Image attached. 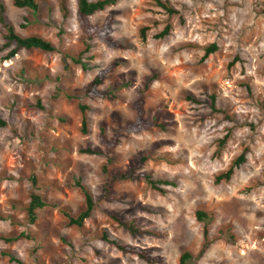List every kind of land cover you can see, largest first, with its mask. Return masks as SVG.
Wrapping results in <instances>:
<instances>
[{
    "label": "rangeland",
    "instance_id": "rangeland-1",
    "mask_svg": "<svg viewBox=\"0 0 264 264\" xmlns=\"http://www.w3.org/2000/svg\"><path fill=\"white\" fill-rule=\"evenodd\" d=\"M68 1L65 18L57 0H38L37 11L0 0L17 32L56 46L7 58L0 23V115L8 122L0 128V264H20L10 254L22 264H181L186 251L187 264H264V0H168L173 15L155 0H118L91 16L97 27L113 18L112 37L125 45L118 48L88 39L77 1ZM168 23L170 34L158 37ZM111 63L100 87L111 95H86ZM149 78L145 117L165 127L122 132L107 149L101 127L112 138L134 121ZM80 103L90 106L87 134ZM87 147L101 153L80 152ZM242 152L233 177L216 183ZM132 168L169 183L161 192L144 178L113 180ZM78 181L97 200L82 227L62 212L85 207ZM107 181L109 197L99 200ZM35 187L50 205L31 224L25 207ZM205 224L212 244L199 256ZM114 241L148 249L155 262Z\"/></svg>",
    "mask_w": 264,
    "mask_h": 264
},
{
    "label": "trees",
    "instance_id": "trees-1",
    "mask_svg": "<svg viewBox=\"0 0 264 264\" xmlns=\"http://www.w3.org/2000/svg\"><path fill=\"white\" fill-rule=\"evenodd\" d=\"M77 1V19L80 25L81 30L86 35V37L90 40L99 39L101 42L106 44L108 47L111 48H118L124 47L123 43L116 42L113 37V18L109 17L103 24L102 27H97L96 25L92 24L91 16H93L96 12L102 11L109 6L115 5L118 0H76ZM158 5L164 8L169 14H177L179 11L172 5L168 0H155ZM14 5L20 8H28L33 11H37L39 8L38 0H13ZM60 11L63 17L67 18L70 16V6L68 0H57ZM0 23L4 28V44L3 49L8 50L7 58H11L18 54L21 50H32V49H39L42 51H55L56 46L53 44L52 41L40 36V35H22L17 32L15 26L11 24L6 16V8L3 4H0ZM146 29L143 28L141 30V34L143 37L146 36ZM172 30L171 24H167L164 29L158 34V37H166L170 34ZM218 49L216 43L211 44L206 48L205 57H208L211 53L215 52ZM116 63H111L102 70L90 81L88 84L85 94L91 97H107L111 95L109 92L103 91L100 89L101 85L105 82L108 75L112 72V70L116 67ZM154 78H149L145 84L142 94L138 97L134 104L135 110V119L133 122L123 126L117 134H115L112 138H109L106 134V130L104 127H101L100 134H99V141L103 144L107 149L115 148L121 141V133H138L143 130H149L153 127H165L163 123L159 122L157 119H149L145 117L144 111V102L145 97L144 93L149 89L150 84ZM79 108L83 114L82 119V128L81 131L84 134L89 132V125H88V117L87 111L90 109L88 104H79ZM7 120L0 115V128H4L7 126ZM225 140H221V145H223ZM80 152L87 153V154H100V150L93 149L90 147L81 148ZM246 161V153L242 152L231 164V166L226 170L218 174L215 178L216 183H220L222 181H229L237 168H239L244 162ZM108 173V172H106ZM113 180L121 181V180H138L140 178H144L152 188L163 192L162 184H167L169 181L167 180H157L155 179L150 173L145 171L136 172L135 168H132L129 171H124L119 175H113ZM33 185L37 186V179L35 177L32 178ZM78 186L80 187L81 191L85 197V207L78 213L72 214L66 210H63L64 216L68 219L69 225H76L78 227H82L86 219L92 216L93 211L97 206V200L91 191L83 185L80 181H78ZM35 187V189L30 194L29 203L26 205L25 210L27 213L28 220L31 224L36 223L38 219V211L49 206V202L46 198L39 193ZM109 181L106 182L103 189V194L99 196V200H106L109 197ZM197 217L201 221H204L208 218V214L203 210L197 211ZM125 228L134 232L135 228L132 225H125ZM21 235H24L22 233ZM204 241L202 248L199 252V256H202L212 244V241L209 238V229L207 224L204 227ZM11 238H7L10 241ZM107 239V236L106 238ZM116 244L120 249L126 252H130L136 254L140 258L149 261L155 262V258H152L149 254V250L145 248H141L139 246H120L117 244L116 241L113 242ZM10 259H14L18 263L22 264V261L15 258L13 255L10 254ZM192 258V254L188 251L184 252L181 255L180 262L181 264H187L188 260Z\"/></svg>",
    "mask_w": 264,
    "mask_h": 264
}]
</instances>
